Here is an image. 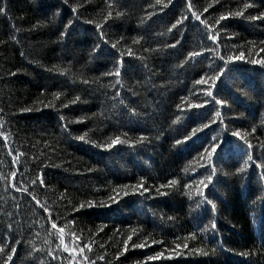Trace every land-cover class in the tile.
Returning a JSON list of instances; mask_svg holds the SVG:
<instances>
[{"label":"trees","instance_id":"1","mask_svg":"<svg viewBox=\"0 0 264 264\" xmlns=\"http://www.w3.org/2000/svg\"><path fill=\"white\" fill-rule=\"evenodd\" d=\"M0 9V264H264V0Z\"/></svg>","mask_w":264,"mask_h":264},{"label":"snow or ice","instance_id":"2","mask_svg":"<svg viewBox=\"0 0 264 264\" xmlns=\"http://www.w3.org/2000/svg\"><path fill=\"white\" fill-rule=\"evenodd\" d=\"M65 2H67V0H65ZM250 6H251V5H249V4H245V5H244L245 8L250 7ZM0 11H3V9H0ZM111 15H112V13L109 12V13H108V16H111ZM116 15L119 16L120 13L117 12ZM235 15H238V16H239V15H242V13H241V12H237V13H235ZM107 18H108V17H105V19H107ZM196 18L199 19V17H196ZM249 19H256V17H249ZM70 23H71V22H70ZM89 23H92V22L89 21ZM177 23H179V21H177ZM97 27H99V25H97ZM173 27H175V25H173ZM62 35H64V34H62ZM210 38L213 39V40H215V39H216V36H215V35H210ZM113 47H115V45H113ZM191 55L195 56V55H197V53H191ZM220 58H221V60L224 59L223 56H221ZM242 58H243V53H241L240 57H231L230 59H242ZM251 62L254 63V64H264V61H259V60H255V61H251ZM222 71H223V69H221V72H222ZM116 74L119 75V71H117ZM219 75H220V73H217L216 76L212 77V79H213V80L218 79V78H219ZM207 82H208V81H206V80H204V79H201V80L198 81V83H200V84H204V83H207ZM206 94H207L208 96H213V93H212V90H211V89H208ZM56 95L59 96V93H57ZM77 99H79V98L77 97ZM213 99H214V102H215L217 105H223V104H224V100H223V99H215V97H213ZM205 103H207V101H205ZM220 115H221V113H220L219 111H216V112H215V116H216V117H219ZM203 127H208V124H204ZM198 130H199V129H194V130H193V135H194L195 132L198 131ZM233 135L239 137V138L242 139V140L244 139V137L241 135V133H240L239 131L234 132ZM79 139L83 140L84 137L81 136V137H79ZM213 140L215 141L216 138L213 137ZM121 142H122V141H120L119 137H117V138L114 139L111 143L106 144V145H102V147H105V148H109V149H110L111 147H113L114 144H116V143H121ZM123 142H127V141H123ZM177 143H180V141H177ZM246 143H247V141H246ZM218 147H220V145L214 143V144L212 145L210 151L207 150V149L205 150V151L207 152V162H208L209 164H212V156H213V154L216 152V150H217ZM248 147L251 148V147H252L251 144H248ZM247 159H248V161H251L253 158H252L251 155H249V156L247 157ZM245 164L247 165V161L245 162ZM236 171H237V172H240V171H242V169H239V168H238ZM215 176H216V169H215V167L213 166L212 173L209 174V175L206 177V180L208 181L209 184L212 183V181H213V179H214ZM41 182H42V181H41ZM176 183H178V181H176V180H172V181H170V185H175ZM207 186H208L207 184H204V185H203V187H204L205 189L207 188ZM125 187H127V186H125ZM161 187H163V186H161ZM185 187H187V185H185ZM145 191H147V189H145ZM197 194H198V195H202V196H204V200L206 201V203H207L208 205H210V206L212 207L213 210H215L216 205L213 203V201H212L211 199H208L207 195H205L204 192H202V191H200V190L198 189V190H197ZM88 206H90V205H88ZM81 207H85V205L82 204ZM211 226H212L213 228H215V224H214V223H213ZM193 236H194V234H193ZM186 246H187V245H185V247H186ZM66 250H67V249H66ZM0 251H3V248H0ZM196 251L199 252L200 254L204 255V256H208V255L210 254L209 251H204L203 249H197ZM12 252H15V249H12ZM211 252L214 253V252H215V249H214V248L211 249ZM244 255H247V253H244ZM11 258H12V257L9 256V257H8V260H11ZM85 259H86V257H85ZM6 264H7V262H6Z\"/></svg>","mask_w":264,"mask_h":264}]
</instances>
